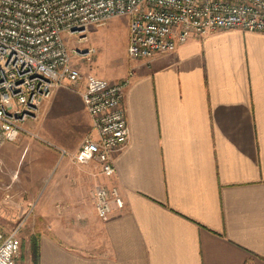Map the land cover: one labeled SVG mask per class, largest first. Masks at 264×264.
<instances>
[{
    "label": "crops",
    "instance_id": "1",
    "mask_svg": "<svg viewBox=\"0 0 264 264\" xmlns=\"http://www.w3.org/2000/svg\"><path fill=\"white\" fill-rule=\"evenodd\" d=\"M124 26L120 67L87 66L130 78V137L115 175L75 162L93 121L76 87H58L25 122L43 137L24 133L21 153L0 156V216L2 192H17L24 211L40 197V264H264V33L215 30L132 60L130 18ZM98 185L118 186L126 201L108 220L93 203Z\"/></svg>",
    "mask_w": 264,
    "mask_h": 264
},
{
    "label": "built area",
    "instance_id": "2",
    "mask_svg": "<svg viewBox=\"0 0 264 264\" xmlns=\"http://www.w3.org/2000/svg\"><path fill=\"white\" fill-rule=\"evenodd\" d=\"M128 16V56L150 59L174 52L195 37L221 29L264 33V0H0V145L22 134L36 111L58 87L78 86L93 121L73 154L78 164L97 162L100 174L113 177L114 157L129 142L124 104L130 78L110 81L84 76L73 64L66 36ZM86 37V35H85ZM88 38V36H87ZM95 50L90 49L87 54ZM62 156L69 155L59 148ZM92 199L100 219L108 220L126 201L116 185H98ZM18 230L0 229V264H17Z\"/></svg>",
    "mask_w": 264,
    "mask_h": 264
},
{
    "label": "rangeland",
    "instance_id": "3",
    "mask_svg": "<svg viewBox=\"0 0 264 264\" xmlns=\"http://www.w3.org/2000/svg\"><path fill=\"white\" fill-rule=\"evenodd\" d=\"M127 20H129L128 16L116 17L104 26H91L86 31V33L66 36L72 62L84 76H87V66H93L98 69L97 71L108 70L110 72H113L116 68L120 67L121 63L126 57V26H124V24ZM90 49H94L95 51L92 54H87V51ZM93 60L96 62L94 61L95 63H91ZM74 87H76V90H79L80 87H82V83ZM24 126L26 127V125ZM86 136L87 133L83 135L82 138H80L78 144H76L77 150L81 147V144ZM42 141L52 149L59 150V146L50 143V140L46 139ZM65 149L70 151L68 148ZM9 151H14L15 154L21 153V143L19 141H5L0 145V156ZM20 169L21 167H19V170ZM18 175L19 172L17 173V176ZM50 180L47 181L46 186L49 185ZM17 186L18 184L15 185V188ZM5 193L7 194L4 196L2 192L1 197V206H3L4 212L2 216H0V229L5 234H10L15 230H18L17 235L21 241V250L17 257V264H35L33 261V251L31 248L32 238L38 234V232L42 231L43 226H45V224L34 222V203L36 201L38 203L40 197L36 198V200H33L31 202L32 204H29L28 208H26V211H24V209H20L21 199H19V194L17 192L13 193L11 191H7ZM6 213L15 214L16 216L5 217Z\"/></svg>",
    "mask_w": 264,
    "mask_h": 264
},
{
    "label": "trees",
    "instance_id": "4",
    "mask_svg": "<svg viewBox=\"0 0 264 264\" xmlns=\"http://www.w3.org/2000/svg\"><path fill=\"white\" fill-rule=\"evenodd\" d=\"M33 261L35 264H40V242L39 238L33 237L31 242Z\"/></svg>",
    "mask_w": 264,
    "mask_h": 264
}]
</instances>
